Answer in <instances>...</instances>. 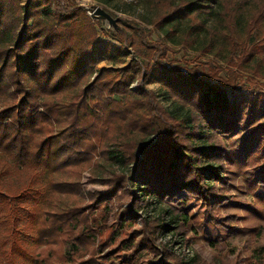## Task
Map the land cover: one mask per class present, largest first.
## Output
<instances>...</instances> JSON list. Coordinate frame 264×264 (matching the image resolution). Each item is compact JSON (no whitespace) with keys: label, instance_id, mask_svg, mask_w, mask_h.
Returning a JSON list of instances; mask_svg holds the SVG:
<instances>
[{"label":"trees","instance_id":"1","mask_svg":"<svg viewBox=\"0 0 264 264\" xmlns=\"http://www.w3.org/2000/svg\"><path fill=\"white\" fill-rule=\"evenodd\" d=\"M129 1L137 19L105 9L116 17L110 29L74 1L0 0V264H202L166 251L138 262L159 225L146 221L135 238L124 209L112 211L116 191L134 208L153 196L184 194V205L213 195L204 175L218 178L227 148L208 133L236 126L240 105L249 122L263 116L251 131L264 141V91L235 72L264 77V0ZM154 29L164 41L150 37ZM168 43L217 56L227 75L218 64L202 71L167 58ZM145 82L158 83L178 112ZM83 168L105 185L87 206L77 203ZM118 232L115 245L129 251L115 262V245L102 249Z\"/></svg>","mask_w":264,"mask_h":264},{"label":"rangeland","instance_id":"2","mask_svg":"<svg viewBox=\"0 0 264 264\" xmlns=\"http://www.w3.org/2000/svg\"><path fill=\"white\" fill-rule=\"evenodd\" d=\"M68 1H74L81 5L90 17L100 21L101 27L110 29H118V26H114L104 17L90 15L95 7L107 9L118 17L135 20L137 19L135 16L140 10L137 4H130L129 0H110L107 4L97 0ZM112 14L110 15L113 17ZM239 18L241 21L243 15L239 14ZM145 27L149 28L150 25ZM150 37L165 40L164 36L155 29L151 32ZM169 46L167 58H174L177 61H183L182 58H184L189 61L188 66L196 64V69L202 71H209L208 67L218 64L224 68L218 74L227 75L225 64L217 56L198 50L195 45L188 47L178 43L169 44ZM221 51L225 52V49L221 48ZM107 63L101 61L98 65ZM235 72L239 80L248 76V81L255 82L259 85L257 89L264 91V77H253L250 73L236 69ZM144 84L146 88L152 90L155 98L167 110L173 112L178 110L176 105L165 97L158 83L145 82ZM244 84L248 85V82ZM131 87H134V82L131 83ZM241 107L240 105L239 110L242 112V119L236 126L226 133H208L220 146L227 148V150L221 151L222 165L216 170L218 178H212L209 171L204 175V180L214 188L213 195H207V199H199L196 195L188 196L190 202L186 201L188 204L184 205L181 203L184 194L163 200L153 196L146 201H143L146 198L142 199L141 206L134 208L133 206L129 207L130 200L126 199L128 197L123 198L121 189L116 191L112 211L124 209L122 215L128 222L126 229L127 231L130 228L137 229L135 238H140L139 230L143 228L146 221H153L159 225L158 231L154 234L152 249H144L139 252L138 262L145 260L156 262L164 258L163 251H166L172 257L184 262L200 260L202 264H264V152L260 151L261 148H264V141L258 142L251 131L254 125L260 124L263 116L256 114L255 118L249 122L248 119L251 116L249 109ZM229 151L232 152L231 160H228L225 155ZM203 163L205 166L208 165L207 161ZM254 167L256 168L252 169ZM113 168H120V165H115ZM88 176V168H83L79 170L75 178L80 181L82 197L80 199L77 196V203L80 202L82 206L88 205L89 192L96 190L101 194L105 188V185L101 183L91 182ZM131 192L138 193L134 189ZM169 203L175 206V209L169 207ZM86 211L96 212L92 208H88ZM185 213L188 214L186 221L182 220ZM114 219L115 217H111L108 221L111 222ZM123 235L124 233L119 232L114 235L115 240L105 246L102 251L115 245ZM211 237H215L212 242L210 241ZM115 248L116 253L113 260L119 262L118 259L125 255L129 249L122 244L115 245ZM167 263L169 264L170 261L168 260Z\"/></svg>","mask_w":264,"mask_h":264},{"label":"water","instance_id":"3","mask_svg":"<svg viewBox=\"0 0 264 264\" xmlns=\"http://www.w3.org/2000/svg\"><path fill=\"white\" fill-rule=\"evenodd\" d=\"M91 16L94 17H104L107 20H109L114 26L116 25L115 20L116 17H112L107 11H105L103 8L101 7H95L92 12L90 13ZM117 26V25H116Z\"/></svg>","mask_w":264,"mask_h":264}]
</instances>
